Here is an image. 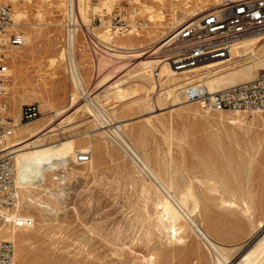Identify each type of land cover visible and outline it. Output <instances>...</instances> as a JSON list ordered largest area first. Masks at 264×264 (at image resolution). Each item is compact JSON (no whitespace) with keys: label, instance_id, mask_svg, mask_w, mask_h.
<instances>
[{"label":"rangeland","instance_id":"rangeland-1","mask_svg":"<svg viewBox=\"0 0 264 264\" xmlns=\"http://www.w3.org/2000/svg\"><path fill=\"white\" fill-rule=\"evenodd\" d=\"M79 1L0 0V6L10 7L12 22L17 19L19 23L14 29L25 40L23 46L5 50L2 59L11 116L16 111L19 113L21 107L32 108L36 117L20 123L22 126L47 131L57 129L58 123L61 125L48 135L39 133L36 138L42 144L75 139L76 150L90 149L87 153L93 156L92 166H79L70 161L48 178L47 195H53L51 210L27 208L24 194L17 189L22 215H27L22 225L31 219L33 224L25 226V237L13 243L14 263L216 264L215 254L210 253L184 221H181L185 227L182 242L168 244L156 227L160 217L159 207L155 206L156 191L125 154V145L114 135L101 134L105 131L101 130L102 121L88 117L70 78L67 62L68 30L73 28L74 66L84 89L91 91L97 108L111 123L119 124L117 131L123 140L166 183L170 178L178 184L174 192L184 194L189 186L194 185L193 190L197 188L194 193L202 205L193 219L205 230L208 228L214 240L227 249L230 264L238 263L255 241L264 236V114L207 115L192 104L172 105L175 98H180L181 103L184 101L179 87L190 75H193L190 79L198 80V76L228 71L247 63L250 55L231 63H215L206 69L197 66L198 74L191 69L164 77L162 64L156 70L161 81L151 76L134 77L147 69L131 58L113 56L112 50L100 48L94 52L86 40L87 29L98 41L112 47L128 48L131 41L138 51H144L159 46L175 28V19L188 20L191 13L215 7L221 0L217 3L215 0ZM71 7L75 19L72 27ZM164 15L162 22L159 17ZM151 17L152 22L148 20ZM240 50L239 42L232 47L231 58H236ZM254 53L256 57L264 56V41ZM131 91L135 94L120 98ZM113 106L116 107L107 111ZM54 112L59 116L54 118ZM149 116L147 123L145 118ZM233 120H239L242 125H232ZM27 138L23 135L24 140ZM33 140H26L24 144ZM205 178L213 179L206 184L207 188L205 182L200 183ZM219 185L227 191L218 188ZM143 186L149 188L148 193L143 191ZM29 191L30 195L36 193L35 189ZM222 198L245 200L250 205L249 212L224 208L219 205ZM261 222L263 228L256 231Z\"/></svg>","mask_w":264,"mask_h":264},{"label":"bare ground","instance_id":"bare-ground-1","mask_svg":"<svg viewBox=\"0 0 264 264\" xmlns=\"http://www.w3.org/2000/svg\"><path fill=\"white\" fill-rule=\"evenodd\" d=\"M215 1L217 3L218 0H215ZM221 1H223V0H221ZM72 9L73 8L71 7L70 15L72 17H74ZM197 15H198L197 13H191L188 20H179L178 21L175 19V28L173 30H171L170 32L176 31L183 24H186L187 22L192 20ZM152 17H156V16L154 15ZM152 17L149 18L148 20L151 21ZM16 18H17V15H16ZM159 18H161L162 20H160V21L163 22V19L165 20L166 17L164 15V16L159 17ZM13 25H19L17 19L14 21ZM69 33H70V37L68 39V44L71 47V51L68 50L66 55L68 57V60H67L68 66H70V70H71L70 78L73 82L75 90H77V92L80 95L79 98L81 100H83V102H84L83 106L85 107V110L88 114V117L89 118H95L98 121L99 120L102 121L101 130H104L102 128L107 127L105 131L101 132V134L107 135V133H111V136L114 135V137H117L125 145V147H124V148H126L125 154H127V156L130 157L133 162H139L142 166H144L146 171L149 172V174L151 175L153 181L148 180V179H147V181L150 182L148 184L151 185V187H153L154 190L156 191L154 193L155 194L154 197H156V200H157L155 206L159 207V213H157V214H160L158 224L156 226L157 230L161 231L162 235L164 234L163 236H165V238L167 239L168 244L174 245V244H177L179 242H182L183 238L185 237V236L182 237V234L185 231V227L181 224V221H184L189 226L191 232H193L202 241L203 245L210 251V253L213 252L215 254L216 264H230L231 261L229 259L230 257H228V255H227V249L222 245V243L220 244L217 242V240H214L213 236H211L210 233L207 231L208 228H206L204 226L206 228V230H205L202 227V225H199L194 220L195 218L193 219V217L195 215L197 216V214L200 213L199 211H200V207L202 205V203L200 204L201 201L197 197L198 195H196L197 193H194V191H196L197 188H196V190H193L192 187H194V185L191 187L189 186L184 194L180 193L181 195L179 194V192H178V194L176 192H174L175 188H176V186H175L176 183L174 184L173 179L169 178V180H170L169 183H166L164 181V179H162V177H160L161 175L159 176L158 173H156L148 165L147 161L145 159H142L139 156V154L136 152V150L134 148H132L129 144H127L123 140L122 136L117 131L119 129V124L117 126V125H115L117 123H111L110 120L108 119V117H106L107 115L103 114L104 112L97 108V105L94 101V98L92 97L91 91H86L84 89V84L82 82V79L80 78L79 73H77V70L75 69L73 55H72L73 54V51H72L73 50V44L75 42L74 35H73L74 30L70 31ZM128 33H129L128 35L132 34L131 32H128ZM93 37L97 38V40H98V37H96L94 35H93ZM262 41H264V36H257V37L248 38V39L240 41L241 50H240V53L236 54V58H238V57L244 58L247 55H250V58H248L247 63H245L242 66L230 69L228 71H217L216 73H213V74L198 76L199 77L198 81L203 82L209 91H215V90L224 89V88L236 85L240 82H250V81L254 80L256 75L259 72L264 71V56L256 57V54L254 53L255 48ZM101 42L106 43L102 40H101ZM24 43H25V40H24ZM238 43H236L234 46H236ZM128 46H129L128 48H125V47H119L118 48V47L113 46L115 48V50L111 51L112 55L118 57L119 59L131 58L133 61L137 62L136 63L137 65H140V66L144 67V69H147L142 73H139L137 75L135 74L134 77H137L140 75L150 76L152 74L150 72L152 70V68L159 65V63H160L158 61V58H159L158 55H159L160 48H158V46L157 47L153 46L151 48H148L150 50L146 49L144 51H138L139 49L135 46V43H133L131 41L128 43ZM135 50H137V51H135ZM65 52H66V49H65ZM62 55H63L62 61H64L65 56H64V54H62ZM9 57L13 58V56H11V54L9 55ZM214 64H205V65H199V66H203L206 69V68H210V67L214 66ZM196 67L192 68L194 71L193 72L194 74H198V71L195 69ZM172 75H173L172 70L170 71V68L164 64V77L172 76ZM181 88L182 87H179V90H181ZM133 94H135L134 91L127 92L125 94V96H121L120 98H122V99L127 98L128 96L133 95ZM74 100H75V96L73 95V98L71 99V101L74 102ZM179 100H180V98L179 99L175 98L172 106H176L178 104H183V103L185 104L186 103L185 101H183L181 103V102H179ZM156 102L158 103V101H156ZM115 107L116 106H113V107L109 108L107 111H111ZM20 110H21V108H20ZM158 110H160V109H158ZM156 111H150V112H151V114H153ZM11 114L12 113L10 111V116H11ZM57 116H59V115L55 114V112H54L53 117L56 118ZM151 117H152V115H151ZM151 117L149 116V117L145 118V120H147V123L150 122L149 119ZM19 118H20V111H19V113H15L14 116L12 117L14 122L17 124V127H16L15 132H14V136H13V139L11 142L13 144L14 149H16V151H15L16 154L14 157V174H15L14 175V184H15L16 189H19L24 194V197H25L24 201H26L27 208H29L30 206H34L39 211L46 212V210H48V209L51 210L50 199H52V196H53L52 193L49 194V196L47 195L49 193V190L47 188L48 186L46 185L48 178L50 176H54V173L56 172L57 169L65 168L66 166H68L67 164L70 161L76 164L75 160H76V155L78 153H80V152L86 153V152H89L91 150L86 149L84 147L79 149V150H76L75 149L76 148L75 139H69V140L62 139V140H59L57 142H54V143H51L48 145H44V144H42V141L40 139L36 138L38 136V134L45 132V133H43V135L45 136V135H48L49 133L55 132V131L59 130V128L61 126L60 123H58L56 125L57 129L51 128L50 130L45 131V130L36 129L34 126H32V127L31 126L29 127L27 125L22 126L19 123ZM230 123L234 126L240 125L239 120H233ZM124 125L126 126V124H124ZM116 126H117V128H116ZM262 127L264 128V125ZM123 128H124V126H123ZM16 130H17V132H16ZM120 130H119V132H121ZM96 131H98V130H96ZM23 135H27L28 138L24 140ZM31 139L32 140L35 139V140H33L30 144H24L26 142V140H31ZM115 139H114V141L116 142ZM88 148H90V147H88ZM92 161H93V156L91 155V160L88 163L90 166H92V163H93ZM202 167H204V166H202ZM212 169H213V167H212ZM138 171H139V169H138ZM172 171H174V170H172ZM203 171L204 170H202L201 172H203ZM139 173H140V171H139ZM210 178H205V180H203V181H201L202 180L201 179L200 183L203 184L205 182L204 184L206 187V184L213 180ZM174 179L176 180V178H174ZM49 180H50V178H49ZM212 183H214V181ZM220 183H222V182H220ZM145 184L147 185V183H145ZM176 185H178V184H176ZM211 186H213V189H214L215 184H212ZM215 188H216V186H215ZM218 188H221L224 192L227 191V189L224 186L219 185ZM33 189L36 190L35 191L36 193L34 195H30L31 191H29V190H33ZM148 190H149V188H147L146 186H143L144 192L148 193ZM177 190H178V188H177ZM201 190H200V192H202ZM206 190H205V193H206ZM217 190L219 191L220 189H217ZM153 191H152V193H153ZM208 191H210V189ZM213 191H215V190H213ZM219 192H221V191H219ZM209 195H211L210 198L213 197L212 196L213 194L210 193ZM209 195H208V197H209ZM22 197H23V195H22ZM220 202H219L220 203L219 205L223 206L224 208H227L230 210L234 209V208L235 209L240 208L241 211H243V213H245V214H247L249 212V206L250 205H248L245 202V200H243V199H238V200L230 199L229 200V198H228L226 200V199L222 198V199H220ZM19 206H20V203L18 202L17 208L13 209V211H9V212L2 211L1 212L2 215L4 216V218L6 219V223L1 224V226H0V239L1 240L10 241L12 243H15V242L21 241V239L25 237V235H24L25 231L23 229L25 226L23 227L22 224H23L24 220L27 218V215H25V216L22 215L23 213L21 212V210H23V208H21ZM223 207H220V208L223 209ZM28 212L29 211H27V213ZM259 228L260 229L263 228V222H261L260 225L256 228V231ZM253 229H254V227H253ZM184 235H185V233H184ZM235 248H239V246H236ZM159 252H161V251H159ZM229 253H231V252H229ZM234 255H236V254H234ZM231 258H232V256H231ZM236 264H264V236L262 238L256 240L254 245H253V248L251 250H249V252L244 254L242 256L241 260Z\"/></svg>","mask_w":264,"mask_h":264},{"label":"built area","instance_id":"built-area-1","mask_svg":"<svg viewBox=\"0 0 264 264\" xmlns=\"http://www.w3.org/2000/svg\"><path fill=\"white\" fill-rule=\"evenodd\" d=\"M197 14L176 31L169 32L160 42L158 46L160 63L150 75L154 80L162 81L160 73L156 71L162 64H166L173 74H180L199 65L234 62L242 58H231L232 47L236 43L248 38L264 36V0H223L219 5ZM74 22V17L70 15L71 27L74 26ZM72 30H74L73 35L75 34L74 28L69 29L68 39ZM86 32L88 35L86 40L90 43L92 51L98 52L100 48L106 51L114 49L96 40L97 38H94L89 30L86 29ZM24 44L23 35L14 29L10 7L0 6V226L6 223L1 212L16 209L19 197L14 184L16 149L11 143L17 124L10 116L9 91L2 59L5 50L9 47L17 48ZM68 50L71 51L70 45ZM189 77L181 86L182 98L187 104L195 105L203 114L223 112L264 114V71L259 72L250 82H240L215 91H209L203 82ZM157 87H159L158 83ZM35 117L34 109L21 107L19 123L30 121ZM106 128L102 129L106 130ZM90 160L91 154L80 152L76 155L75 162L83 166ZM130 160L132 161L131 158ZM133 163L143 177L153 181L144 166L139 162ZM32 224V219L24 223L27 227ZM13 263L14 244L0 239V264Z\"/></svg>","mask_w":264,"mask_h":264},{"label":"crops","instance_id":"crops-1","mask_svg":"<svg viewBox=\"0 0 264 264\" xmlns=\"http://www.w3.org/2000/svg\"><path fill=\"white\" fill-rule=\"evenodd\" d=\"M16 113H17V111H16Z\"/></svg>","mask_w":264,"mask_h":264}]
</instances>
